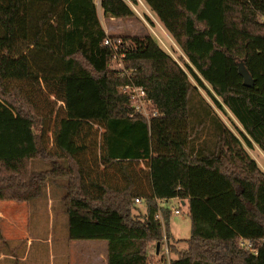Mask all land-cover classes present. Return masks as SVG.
Listing matches in <instances>:
<instances>
[{
  "label": "trees",
  "instance_id": "obj_1",
  "mask_svg": "<svg viewBox=\"0 0 264 264\" xmlns=\"http://www.w3.org/2000/svg\"><path fill=\"white\" fill-rule=\"evenodd\" d=\"M142 1L187 60H176L175 47L170 53L151 33L107 34L95 0H0V102L38 129L33 157L51 160L49 169L33 171L32 156L0 155V200L27 201L48 178H66L68 237L106 240L107 264H150L148 248L156 251L159 243L160 252L164 233L174 255L169 264H264V170L247 150L254 143L264 153V0ZM99 5L104 16L137 17L125 0ZM105 38L134 70L130 79L109 68ZM240 61L252 87L243 84ZM14 66L19 72L8 74ZM130 82L144 88L160 115L147 121L133 112L119 90ZM42 88L62 106L47 108ZM199 88L231 115L233 130ZM192 91L205 103L194 119ZM61 111L102 126L94 175L62 141ZM51 119L48 151L42 138ZM141 161L145 166H137ZM137 197L145 213L134 217ZM168 198L187 205L190 236L183 249L169 228L170 209L160 206ZM240 239L256 253L239 246Z\"/></svg>",
  "mask_w": 264,
  "mask_h": 264
},
{
  "label": "rangeland",
  "instance_id": "obj_2",
  "mask_svg": "<svg viewBox=\"0 0 264 264\" xmlns=\"http://www.w3.org/2000/svg\"><path fill=\"white\" fill-rule=\"evenodd\" d=\"M129 2L131 3L130 0ZM95 3L100 21L106 29L110 30L111 35L142 36L146 33L153 34L148 27H144L145 23L141 17L146 22L147 20L138 8V6H141L139 2L138 5L131 3V6L129 4L136 12L137 18H109V16L103 15L99 0H95ZM154 32L158 33V29L155 28ZM153 35L157 37V35ZM165 43L171 45L166 40ZM161 46L169 52L172 51L169 47L167 48L162 44ZM172 53L173 57L179 61L181 51L175 50ZM119 62H121V68L118 67ZM109 68L116 73L118 72V74L122 71L125 75L134 74V70L127 68L125 61L120 58L110 59ZM13 71L19 72L14 66L8 74ZM190 79L196 85L191 77ZM199 92L205 101L214 108L218 116L224 120L223 122L233 130L231 115L217 109L201 88H199ZM39 96L47 108L54 106L56 110V108L62 106V102L55 101L53 95L49 94L47 96L43 88L39 91ZM202 103L205 104L204 101L199 99L195 91L190 92L188 107L193 115L191 119H194V116L197 115L194 109H197L199 113L204 110ZM47 108L42 109L43 113L48 111ZM59 116L62 141L66 144L69 143L70 148L77 149L76 155L80 157L82 165L90 170L91 175H94L91 165H94L92 160L95 156H99L102 126L93 122L69 120L65 118L62 111ZM46 128L47 132L42 138L43 144L48 151H52L53 119L48 121ZM36 134H39L37 128L28 127L24 122L18 120L14 114H11L10 109L3 102H0V155L32 156L30 165L33 171L49 169L51 166L50 159L36 158L32 155L35 148L33 137ZM82 146L84 148L79 149ZM58 162L65 164L66 160L58 159ZM259 162L262 163L261 160ZM137 166L143 167L145 163L141 161ZM99 168L102 169L103 167L99 166ZM110 173L113 174V181L121 183L114 172ZM66 185V178L50 177L40 189L39 194L27 201L0 200V264H93L94 255L101 252L106 254L107 241L104 239L77 240L68 237V215L63 201ZM178 200L168 198L162 201L163 204L169 207L176 202L174 206L178 208V205H180ZM143 213H145V206L136 203V206L132 208L133 216H141ZM169 228L172 235L181 240L177 243V247L183 249L186 244L182 239H188L190 236V219L186 204H181L180 210L171 214ZM148 252L150 264H165L167 259L170 258L171 260L174 257V255H170L169 258H166L167 255L164 249H161L157 255L152 245L149 246ZM96 264H105V262L103 263V260H101Z\"/></svg>",
  "mask_w": 264,
  "mask_h": 264
},
{
  "label": "built area",
  "instance_id": "obj_3",
  "mask_svg": "<svg viewBox=\"0 0 264 264\" xmlns=\"http://www.w3.org/2000/svg\"><path fill=\"white\" fill-rule=\"evenodd\" d=\"M104 45L109 46L112 48V54L110 59H116V58H120L122 60V54L118 53V44L114 43L111 39L109 38H105L104 39ZM118 67L121 68V62L118 63ZM121 71V70H119ZM122 73V74H121ZM119 75H123L126 76L130 79V74L129 75H125V73L122 71L120 72ZM120 91L128 96V100H129V105L130 107L133 109L134 113H139L142 114L147 121H149V119L151 117H156L158 115H160L161 113L154 107V105L151 103V101L146 97V93L143 87L135 85L133 82L127 83V84H123L122 86H120ZM172 199H178V198H170ZM180 202V200H178ZM135 203H141L143 204V199L140 197H137L134 199ZM163 202V201H162ZM181 205V203H180ZM180 205L177 207H175L174 205L170 208L171 212H178L180 210ZM155 217L162 223V216L161 213L158 212L155 214ZM164 233V230H163ZM239 246L244 247L247 250H250L252 253H256V249L253 248L252 243L249 240H245V239H240L238 242ZM164 249L165 253L167 256H165L166 258H169L170 254H169V248H168V243H167V239L165 236V233L163 235V241H162V245L160 246V250ZM164 256V255H162ZM170 262V258L167 259V263L165 264H169Z\"/></svg>",
  "mask_w": 264,
  "mask_h": 264
},
{
  "label": "crops",
  "instance_id": "obj_4",
  "mask_svg": "<svg viewBox=\"0 0 264 264\" xmlns=\"http://www.w3.org/2000/svg\"><path fill=\"white\" fill-rule=\"evenodd\" d=\"M127 3L129 2V0H125ZM99 2H100V0H99ZM138 2H139V5H141L140 7L138 6V8H139V10H141L142 12H143V15H144V17H145V14L147 15V16H149L150 18H151V21L153 22V24H151V23H149L148 21V23L141 17V19L144 21V23H145V25H144V27L146 28V27H148L152 32H153V34H155V35H157V38H158V40L161 42V44L163 45V46H166L167 48L169 47V48H172V46H174L175 47V49L176 50H178V51H180L179 50V48H178V46L176 45V43L174 42V40H173V38L171 37V35L168 33V31L163 27V25L161 24V22L156 18V16L149 10V8L147 7V5L142 1V0H138ZM132 3V2H131ZM130 2L128 3V4H130L131 6H132V4H131ZM134 5V4H133ZM143 9V10H142ZM109 18H113V17H110L109 16ZM137 18V17H136ZM100 19V18H99ZM108 21H110V20H108ZM101 22V21H100ZM102 24V27H103V29H104V31L107 33V34H111L110 33V30H108V29H106L105 27H104V25H103V23H101ZM158 29V33L157 32H154V29ZM143 31H145V30H143ZM162 38H161V37ZM165 40L169 43V44H171L170 46L169 45H167L166 43H165ZM181 55L183 56V58H184V60H187V58L181 53ZM221 118V117H220ZM222 119V118H221ZM222 121H224L223 119H222ZM248 150V152L251 154V156L256 160V162L258 163V165L264 170V153L259 149V147L256 145V144H254L253 143V147L251 148V149H247ZM256 155V156H255ZM262 161V163H260L259 161ZM263 164V165H262ZM173 200V199H172ZM175 204H176V202H174ZM181 204H183V205H185L186 203L184 202V201H181L180 202ZM161 205L160 206H163V207H169L168 205H165V204H163V202H161L160 203ZM174 204V205H175ZM179 206V205H178ZM180 208V207H179ZM170 209V208H169ZM171 211V210H170ZM172 213V212H171ZM174 237V236H173ZM175 238V237H174ZM176 239V238H175ZM106 254H103L102 252L101 253H99V254H97V255H94L93 256V259H92V262H93V264H96V262H98V261H101V260H103V263L105 262V264H107V250H106V252H105ZM155 253L158 255L159 254V251L158 252H156L155 251Z\"/></svg>",
  "mask_w": 264,
  "mask_h": 264
},
{
  "label": "water",
  "instance_id": "obj_5",
  "mask_svg": "<svg viewBox=\"0 0 264 264\" xmlns=\"http://www.w3.org/2000/svg\"><path fill=\"white\" fill-rule=\"evenodd\" d=\"M238 73L243 79V84L247 87H252L253 86V80L252 77L250 76L248 70L245 68L243 61H240L238 63ZM159 251V243L156 244V252Z\"/></svg>",
  "mask_w": 264,
  "mask_h": 264
}]
</instances>
